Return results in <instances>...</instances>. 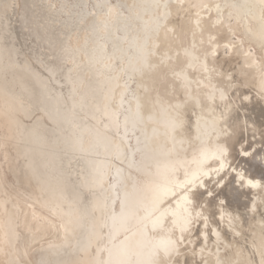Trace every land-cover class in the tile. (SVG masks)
<instances>
[{
  "label": "bare ground",
  "instance_id": "1",
  "mask_svg": "<svg viewBox=\"0 0 264 264\" xmlns=\"http://www.w3.org/2000/svg\"><path fill=\"white\" fill-rule=\"evenodd\" d=\"M129 1H132V4L130 5L131 11L127 16L124 15L123 17L121 16L114 20L113 18L115 17L114 16L111 17L112 15L110 16L111 17L110 19L112 20L109 19V20L96 21L92 19L93 25H91L90 33H89L90 40L87 41V44H85V47L83 48L82 53L84 54V59L80 63L83 67H85L86 69L85 73H77L75 69L76 73H74V71H71V76L67 77L63 74L65 68H63V66L60 65L58 66L56 62L55 64L57 66V69L61 73L59 72L60 74H58L57 81H54V83L52 84L53 85L52 89L55 92L54 93L51 92L50 94V96L54 97L56 93V96L54 97V99L48 98L47 95L43 94L42 90H39L40 98H41V107L42 109H44L43 111L47 112V119H49L53 123H57L58 125L56 129L57 131H59L60 134L59 136H57L55 142L58 143L59 145L65 144L64 150L66 154L67 163L69 165L77 164V166L79 167V173H78L79 177L77 178L78 182H74V180L72 179H70L69 182L68 180L69 178L66 176L65 173L60 172L57 169L50 168L51 162L49 163L48 161H44L38 163V161L35 159L36 156L41 157L43 153L44 155L47 154L45 153V150L40 148H35L33 145L39 144L40 138H43L44 140L45 139L44 136L47 133L43 130V128H41V123H39V121L32 124L29 127V132L26 134V140L32 146L33 151H38V149H40L38 151L40 155H36V153L35 154L33 153L34 154L33 155L31 152L32 154L31 164L34 166H38L39 164V167L42 164L47 166L46 169H44L45 166L43 167V169L41 168L40 169L42 170V173L45 175V179L48 184L46 187H44L43 184L39 183L38 184L39 189H41V191H44L46 193V195L43 196L47 197L48 199L47 202L51 200L54 203L57 201L58 203L62 204L63 201L68 202V200L66 199H69L71 202L76 204L74 207H72L69 204L68 205L69 208L66 209L68 217H67V222L65 223V228L68 225L69 230L71 229L70 230L71 232L74 231V235H75V239L72 236V239H74V241L72 239L70 241H73L71 242L72 244L78 243L85 235H88L89 238L88 237L83 238L81 243H83V245L85 243L87 245L91 244L92 252L90 254L98 253L100 255V257H94L92 255H90L91 258L87 257L86 255H83V252L85 251L86 248L84 249L82 246L80 252H77L75 255H74V251H72L73 253L71 255L61 256L59 254V251L66 245L64 243H59L54 245L50 249V255H51L50 259L46 260L45 257L43 258L42 260L43 264H180V261L177 259V257L175 258L174 256L176 254L175 252L178 246L176 245L175 238L181 239L180 237L181 235H183L182 234L184 232L183 230L186 227L181 226L182 224L180 223L179 225L180 228L177 231L178 229V226H176L177 221L183 219L185 221L183 222L189 228V230L190 231L194 230L195 226L194 228L192 226L198 221V212H199V210H196L195 208V204H196L195 202L199 198L198 197L199 194L205 192V186H204V190L199 188H203L202 184L204 182L207 184V191H210L211 193L212 192L211 189H208L210 183L215 179V177H218L221 174L220 170L222 168V165H224L225 163L228 164V162L226 161L225 158L226 156L224 157L223 153H220L218 151L220 149L218 150L214 149V151L211 150V152H209L210 151L209 150L207 151V153L209 154V157L207 156L208 158H213L219 155L220 156L219 158L222 159L220 162L221 164L218 165L219 167L216 168L212 167L210 169H206L207 165L205 166L206 168L199 167V165L200 166L203 165V163L200 161L199 163L196 164V166H198L197 170L195 171L193 170L194 166L192 168L190 167L188 168V173L186 174L185 179L183 181L181 180L170 181V179H172L174 174H170V176L168 175L169 177V181H168L167 177L163 178L162 176L169 174L168 172L170 171L172 173L173 172L172 169L176 164V161L174 162L175 164L172 163L171 157L173 156L170 157V155H173L174 153L182 152L183 151L182 149L185 148V146L191 141V139H196L197 141H204L206 138L205 134L208 132H217V133L221 132L220 134L224 135L222 133L224 131L228 132V130L230 131L234 130L239 132L244 126L248 127L247 125L252 126V128H256V127L260 128L261 125L264 124V77H261V80L259 81L258 79H256L248 83V85H246L247 87L243 85L241 86V84H239L238 86H236L235 91L234 89L224 90L222 100L220 101L221 104L219 103L220 105L218 104L216 105L213 103V101L216 99L215 98L213 101L209 100V102L207 101L208 103L205 102L207 105L206 107H204V109L201 106L202 103L200 104V100H201L200 93L202 92L201 88H199L198 90H192L190 93L188 92L187 95L185 94L186 97L183 98L181 97L182 92H180L181 95L180 94L177 95L176 94L178 93L177 90L173 88H172L173 90H170L168 92L169 96L164 95V93L161 92L162 88L160 90L156 89L157 83H159L160 80H162L163 78V73H164L162 72L163 69L165 70L168 68L169 70H171L170 66L173 67L172 65L174 62L177 61L178 63H180V60L183 61L182 56L180 54L181 52L178 53L179 52L178 50H177L178 54L175 53L173 54V52L168 50L170 49V47L168 46L167 48H165L167 54L166 55L162 54L160 56L159 50L154 51L152 48L149 47L148 44L153 38L155 39L157 38V41L161 40L160 37L165 38L166 40V36L162 33L163 31L162 28H163V24H165V22L168 21V16H169L168 5L170 0H166V1L165 0L164 1L129 0ZM200 1H201L200 6H202L203 5L202 3L206 0H200ZM98 4L99 6L101 5V3ZM188 5L186 4V7ZM235 8L236 9L234 10V8L231 7L229 9V12L232 14L235 13L238 15L241 14L245 18L250 35L252 37H257V39L259 38V40L261 38V41H263L264 40V0H240L236 3ZM183 9H185V7ZM160 10L162 14H160L161 13ZM179 10L178 12H180V18L177 19L178 21L175 22L172 17L174 23L173 21L170 22L172 23V25L168 23L170 25L169 32L171 34H175L177 30H179V28L180 30L183 28L181 27V23L184 20L182 19L183 17H181L182 10L181 9ZM75 14L76 13L70 15L71 21L72 19L74 21ZM190 18L192 20V17ZM200 19H201L200 16L197 19L195 18L193 19L195 20L194 21L195 26L200 25ZM253 19H257V22L251 24ZM228 20L229 19H227V21ZM184 21H186V19ZM178 22L180 24V27L176 26ZM3 27H0V30H2ZM199 27L202 26L200 25ZM0 32H1L0 44L1 46H3L5 45L4 44L5 32L4 30ZM161 42L164 41L161 40ZM173 43L171 44L173 45ZM165 45L166 44H164L163 47ZM3 47L5 48L6 46ZM181 51H183V49H181ZM186 52H189V50L186 51L185 49V53ZM15 54H17L16 49H14V55ZM230 55L228 56V58L230 57ZM3 57H4L3 54L0 53V60H2ZM120 59H125V65L127 64L126 68L124 66V68L126 69L124 70L125 74L134 80L136 87L131 85H126L125 87L124 86L122 87L120 84L119 85L121 88L116 87L117 83L121 80L120 79L121 76H119V74L116 73L117 70L116 63ZM237 59L241 61L239 58ZM172 60H176V61L172 63ZM53 61H55V59H53ZM53 61H51V64ZM107 63H110L111 65H108ZM104 64L106 67H102V65ZM193 65L194 64H192L190 68L186 69V71L188 70V72L185 71V73L188 74L190 72L189 69L191 70ZM236 67L237 68L234 71V74L240 75L241 73L246 72V70L243 69L242 66L238 65ZM60 69L63 71H61ZM1 70L3 71L5 80L0 78L1 79L0 90L4 92L5 95L7 96L6 98L7 101L5 103L8 109L10 110H12L16 106V102H15V99H17L16 95L17 96L23 95L25 97H29L32 94V92L34 91V87L31 85L30 82L32 78L34 81L33 83L37 85L38 89H41L42 86V88L45 91L43 83L48 85L47 83L48 81L36 77V74L33 73L31 77H29V80L27 82H23L21 73L24 72L25 68L22 70L18 69L17 72H14L15 74L12 73L11 76L8 77V73H6L7 72L6 66L3 65V63L0 61V71ZM183 70L184 69H182V72L179 73L178 76L175 77V79H177V77L179 78L180 75H183L184 73ZM177 71L179 70L177 69ZM72 72L74 73V75L72 74ZM98 74L103 75L104 78L99 80L97 77ZM171 75H174V73H171ZM189 75L190 74H188V77H186L187 80H189ZM245 75L242 77V80L244 81V83H247L245 81H248V79H247V75L246 77ZM168 76L169 75H167L165 78H168ZM87 78L88 80L91 79L90 84L86 85L88 82L85 84V88H84L85 90L83 92L81 91L82 88L80 89V91L83 94L82 95L79 94V96L81 95V97L79 103L77 104V101H75L74 98L78 95V88L82 85V83L84 84V82H86ZM206 79L207 80L205 82L206 84L205 86L209 87L211 85V82L214 81H210L211 79L208 80L209 77ZM38 80L43 82L42 84H40L41 86L38 85V83H36V81ZM165 80L167 81V79ZM168 81H170V79H168ZM171 81H173V79ZM171 81L169 83H171ZM215 81H217V79H215ZM51 82H53V79ZM179 82H180L179 79L178 82L173 81L174 86L176 85L175 88L180 89L181 83ZM178 83L180 84L179 87H177L179 85ZM9 84L11 85L12 88L14 86L13 90H9L8 88ZM213 84L214 83H212V85ZM160 85L163 86L164 82L163 84ZM190 85L192 86V82L190 83ZM214 85H217V83ZM171 86L174 87L173 85ZM128 93H130L132 96L130 100L126 99V95ZM97 94L102 96V104L98 107L100 108L101 111L105 112V114L108 117L105 127L104 128L101 127L100 129L97 128L94 124L89 123L88 121L89 115L87 114V113L89 114L94 113L95 110L93 109L96 107H94L95 105L90 107V102L95 103L97 101L95 104L98 103ZM207 94L213 96L211 95V92L210 93L207 92ZM170 95L173 96L170 97ZM114 97H116L117 99L115 107L111 106V100ZM10 98H12V100ZM113 108H115L116 111L123 112L124 117L121 121H118L117 114L116 112L113 111ZM22 109H23L22 113L26 114L25 107H23ZM81 110L84 111L81 112ZM187 111H190L188 114H190L191 118L190 116L188 117ZM19 113L20 115H23L21 112ZM75 118H80L79 130L81 131V136H79L73 128L72 122L75 120ZM113 133H117L118 137L114 138ZM131 142H133V144L134 143L136 144L135 146L138 150L137 153L139 155L134 166L136 167V169L148 173L152 177V179L150 180L148 179V181L144 182L143 184H138L136 180H132L131 177L127 175V171L125 169V171L122 172L123 173L122 179L124 183L123 185L126 186V188L127 186L129 187L127 189L124 187L125 191H123V197L119 209L113 210V199L112 197H110L111 192H109L111 190L109 189L111 186L106 187L107 185H105V177H106L105 175L110 173V169L108 171L106 169L107 161L105 157L101 156V158H99V156L97 155L111 154L112 156L119 157L122 159L126 158L127 155H129L131 152L130 149ZM79 150L84 151V153L83 154L81 152L78 153ZM222 150H224V148ZM202 152L204 153V151ZM203 153L201 154L202 158L204 156L206 157V155H204ZM252 155L253 158L257 157L258 159L262 160L264 164V154L258 155L253 152ZM168 157H170L171 160H167ZM207 157L204 159H207ZM98 159L100 160V162H97ZM196 160L197 159H195V161ZM239 166H243V168L239 169L238 168ZM239 166L237 165L233 166V169L235 170V173L242 175L244 174V170L247 169L248 167H246V165L243 163L240 164ZM160 176L163 179H166L167 182H162V184H159V181L155 179L156 177L159 178ZM248 177H249L247 180L249 182L248 184L253 183L254 185L257 186L256 189L257 191L255 192L253 191L254 195L250 198L252 207L264 208V180L252 175H249ZM174 178L176 179L175 176ZM235 178L236 180L235 182L233 181V184L235 185L237 183V186L234 187V185H232V187L240 190L241 187H238V182H237V180H239V176L235 174ZM56 181L64 183L65 185L56 183ZM161 181L164 180L161 179ZM262 184L263 187L259 191L260 189L259 186ZM184 187H189V188L186 191H184ZM81 188L87 194V196H85L83 199H80L79 197L76 196L77 194H74L77 192L78 189ZM247 190L245 191L241 190L240 193L243 192L246 193ZM41 191L37 190V192L39 193ZM182 191H184L182 193V196L176 197L175 201L172 202L173 205H169L165 209L163 205L164 202L169 198L180 194ZM91 192H95L94 193L95 195L90 194ZM188 193H192L193 195L192 199L189 198ZM45 197H40V198H43L44 200ZM211 197L212 194H210L209 198H206L208 200L207 202H209V199ZM224 199H228V197ZM95 208L99 209L100 211L99 212L100 215L97 218V223L99 224H96V222L94 221V213L92 212L93 210H96ZM157 208L158 210L159 209L160 210L158 211V213H155L156 212L155 210ZM233 208L235 210V207L229 205L226 207V210L224 211L227 213V214L225 213L224 215L230 217L228 221V226L231 224L232 219L236 218V217L234 218L232 217ZM241 208L240 211H242ZM107 209L109 211H107L106 213ZM242 213H244L245 215V212ZM262 213H260V215H258L257 217L260 216V218H262L263 216ZM0 214H1L0 216H2V211ZM248 214L251 216L250 212L247 213V216H249ZM235 215H239V214L236 213ZM25 216L27 217V214H25ZM261 222L264 223L263 221H260V223ZM24 223H26V221ZM125 229L129 230V234L126 233L127 236L125 235L126 236L125 238H120L117 242L113 241V239H117L118 237L116 235L117 232H121V231L123 232ZM224 231H226V229H224ZM228 231L229 229L227 230V233H229ZM212 232L215 233V236L212 235L213 238H215V240L214 239L212 240L217 241L221 237V227L216 226ZM232 232L230 231V234ZM199 236H200L199 237L200 239L198 240L200 241L199 246H201L200 248H204L205 250L210 244V242L213 241H211V238L208 237L206 230L204 228ZM69 238L71 237L69 236ZM107 238L113 242H111L110 245L106 246L105 239ZM184 238L187 239L186 241L192 240L193 242L192 236L191 238H188L187 236ZM7 240L9 241V239ZM246 240H250L249 237ZM242 243H245V241ZM113 247H117V248L120 247V251L118 255L117 253L115 254L116 251L114 252L115 249H112ZM244 247L245 248L243 253L241 251L242 254L238 256L237 260L234 259L235 262L232 263L229 262L230 264H264L263 250L261 251L260 248L255 244L253 245V243L252 244L248 243V245L246 244ZM232 249L233 248L231 247L230 244L226 243L223 246V251L225 250L226 252H228V251H232ZM210 252L213 258L210 257L211 255L208 256L201 255L200 264H212V263L223 264L222 263L223 258L221 256H223L224 253L222 255L220 251L212 250V249H210ZM227 254H225V257L227 256ZM230 255H232V253ZM113 257H114V261L112 260ZM227 257L225 260H229L227 259ZM192 259L194 262L193 255L191 257V260L190 259L183 260L184 261L183 264L190 263Z\"/></svg>",
  "mask_w": 264,
  "mask_h": 264
},
{
  "label": "rangeland",
  "instance_id": "2",
  "mask_svg": "<svg viewBox=\"0 0 264 264\" xmlns=\"http://www.w3.org/2000/svg\"><path fill=\"white\" fill-rule=\"evenodd\" d=\"M238 1L240 0H213V1L206 0L204 2L202 1L203 2L202 6H200L201 5L200 0H170L169 1L168 21H166L165 24H163V28L166 29L162 28V30L165 32L161 30L162 33L166 36V40L168 42L165 40V38L160 37V39L164 42H161L160 39H159L160 41H157V38L156 39L153 38L148 44L149 47L152 48L154 51L159 50L160 56L162 54L163 55L167 54L165 48L169 46L170 49L168 50L173 52V54L174 53L178 54L181 52L180 54L182 56L183 61L180 60V63H178L176 60H172V63L174 61L176 62L173 63L172 65L173 67L170 66L171 70H169L168 68L165 70L163 69L162 71L164 72L163 78L162 80H160L159 83H157L156 89L160 90L162 88L161 92L167 96H169L168 92L170 90L175 89L178 92L176 93L177 95H179L180 92H182L181 93L182 95L181 94L180 95L183 98L186 97L188 92L190 93L192 90H198L199 88H201L202 92L200 93V99L202 100V102L200 100V104L202 103L201 106L204 109V107H206L207 105L206 103H208L209 100L213 101L215 98L216 99L213 101V103L216 105L217 104L220 105L221 104L220 101L222 100L224 90L234 89L235 91L236 86H238L239 84H241V86L243 85L247 87L246 85H248V83L256 79H258L259 81L261 80V77H264V40L261 41V38L259 40V38L257 39V37H252L250 35L245 18L241 14L238 15L236 13L232 14L229 12V9L231 7L234 8V10L236 9L235 5ZM98 3H101L102 6L101 5L99 6ZM131 4L132 1L129 0L127 1L126 0L123 1L122 0H0V27L4 26L0 31L4 30L5 32V43H4L5 45L3 46H6L4 48L0 44V53H2L4 56L0 61L3 63V65L6 66L7 69L6 73H8V77H10L12 73L17 72L18 69L22 70L25 68L24 72L21 73L23 82H27L29 80V77H31L32 73L36 74V77L48 81L47 82L48 85H46L40 80L36 81L38 85L42 83L44 84V88H45L44 91L41 85H40L41 89H38L37 85L33 83L34 81L32 78L30 82L31 85L34 87V91L29 97H25L23 95H18V96L16 95L17 98L15 99L16 106L12 110L8 109V107L6 106L5 102L7 101L6 99L7 96L5 95L4 92L0 90V207L2 206L0 208L1 209L0 213L2 211V216H0L1 218L0 219V228H1L0 229L1 231L0 232V247H1L0 264H25V262L26 264H43L42 262L43 258L45 257L46 260L50 259L51 258L50 249L54 245L59 243H64L66 245L59 251V254L61 256L71 255L73 253L72 251H74V255H75L77 252H80L83 246L84 249L86 248L85 251L83 252V255H86L87 257L90 258H91L90 255L94 257H100L98 253L90 254L92 252L91 244L87 245L85 243L83 245V243H81L83 238L85 237L89 238L88 235H85L78 243H73V244L71 243L74 241L75 235H74V231L71 232L70 231L71 229L69 230L68 225L65 228V223L67 222V217H68L66 209L69 208L68 207L69 204L72 207H74L76 204L71 202L69 199H66L68 200V202L63 201L62 204L64 205L58 203L57 201H56L57 203L56 202L54 203L51 200H50L51 202L50 201L47 202L48 201L47 197L43 196L46 195V193L44 191H41V189H39V185H38L39 183L43 184L44 187H46L48 184L45 179V175L42 173L41 170L45 165L42 164L43 166L40 165L39 167L38 164L39 162H44V161H48L49 163L51 162L50 168H54L59 170L60 172L65 173L66 176L69 178L68 179L69 182L70 179L74 180V182H78L77 178L79 177L78 176L79 167L77 166V164L69 165L67 163L66 154L64 150L65 144L59 145L58 143L55 142L57 136H59L60 134L59 131H57L56 129L58 125L57 123H53L49 119H47V112L43 111L44 109H42L41 107V98H40L39 90H42L43 94L47 95L48 98L54 99V97L56 96V93L54 97L50 96L51 92L53 93L55 92L52 89L53 86L52 84L54 83V81H57L58 74L61 73L57 69V66L55 64L56 62L58 66L60 65L63 66V68H65L63 74L67 77L71 76V71H74V73L76 72L85 73L86 69L80 63L84 59V54L82 53L83 48L85 47V44H87V41L90 40L89 33H90L91 25H93L92 19L96 21L109 20L111 17L114 16L115 17L113 18L114 20L118 17L121 16L123 17L124 15L127 16L131 11L130 9ZM186 4L189 5L186 7ZM210 4L213 6H211ZM184 7L185 9H183ZM179 9L182 10L181 11L182 13L181 17H183L182 19L184 20L186 19V21L183 20L181 23V27H183L184 29L182 28L180 30L179 28V30H177L178 33L180 31L179 34L177 32H176L177 34L176 33L171 34L169 32L170 31L169 24L172 25V23L170 22H172L173 19L175 22H177L178 21L177 19L180 18V12H178ZM74 13H76L74 21L73 19L71 21L70 15ZM84 14L86 15V17ZM160 14H162V12ZM199 16L201 18L200 25L202 27H199L200 25L195 26L194 24L195 20L193 19L194 18L197 19L199 18ZM190 17H192V20ZM227 19L229 20L227 21ZM255 22H257V19H253L251 24H254ZM177 24L176 26L180 27L179 22ZM193 32L196 33L194 34ZM162 43L163 45L166 44L167 46L165 45L163 47ZM171 43H173V45ZM14 49H16L17 51V54L15 55H14ZM181 49H183V51H181ZM185 49L186 51L189 50V52L185 53ZM229 55L230 57L228 58ZM235 56L239 58L241 61H239ZM53 59H55V61H53ZM51 61H53L52 64ZM175 63L177 64V66ZM191 63L194 65L191 70L189 69L190 71L188 73L190 74L189 75L190 82H189V80H187L186 78L188 77V74L185 73V71L186 69L191 67L192 65ZM237 63L239 66H242L243 69L246 70V72L240 74L241 76L239 74L237 75L234 74V71L237 68L236 66H238ZM107 64L111 65L110 63ZM116 64H117L116 73L119 74V76H121L120 77L121 80L117 83L116 87L121 88L120 85L122 87L123 86L125 87L126 85H131L136 87L134 80L125 74L124 70H126L125 68L127 66V64L125 65V59L118 60ZM174 65L176 68L174 67ZM102 67H106L105 64L102 65ZM181 68L184 69L183 71L186 74V76L183 73L184 76L180 75L179 78L177 77V79H175V77L182 72ZM177 69L179 71H177ZM170 72L174 73V75H171ZM186 72H188V70ZM74 73L72 72L73 75ZM245 74L247 75V79H248V81H245L247 83H244V81L242 80V77ZM167 75H169L168 78H165ZM102 76L103 75L98 74L97 77L99 80H101L104 78V76L103 77ZM208 77H209L208 80L211 79L210 81H214L211 82V85L209 87L205 86L206 85L205 82L207 80L206 78ZM0 78L5 80V76L2 70L0 71ZM164 78L167 79V81ZM52 79L53 82H51ZM168 79H170V81L173 79V81H177V82L179 79L180 81L179 83H181V86L178 83L179 85L177 87L180 86V89L175 88L176 85L174 86L173 81L169 83L170 81H168ZM215 79H217L218 82L215 81ZM90 80H88L87 78L84 84L82 83L80 87L78 86L79 87L78 95L74 98L75 101H77V104L79 103L80 97L83 94L82 92L85 90L84 89L85 84L87 82L88 83L86 85L90 84ZM163 82L164 85L163 86L160 85L163 84ZM191 82H192V86L190 85ZM215 82L217 83V85H214L216 84ZM212 83H214L213 85L215 87L212 85ZM219 83L222 84L220 85ZM165 84L167 85V87ZM170 84L173 85L174 87H172ZM8 88L9 90H13L14 86L12 88L11 85L9 84ZM80 89L82 92L80 91ZM207 92L209 93L211 92V95L213 96L208 95ZM79 94L81 95L79 96ZM97 96H98L97 104H95L97 101L95 103L90 102V107L94 105H95L94 107H96L93 109L95 110L94 113L91 114L87 113V114L89 115L88 118L89 123L94 124L97 128L100 129L101 127L103 128L105 127L108 117L105 114V112L101 111L100 108L98 107L102 104V96L98 94ZM171 96L173 95H170V97ZM131 97L132 96L130 93L126 95L127 100H130ZM10 99L12 100V98ZM116 100H117L116 97H114L111 100V106L115 107ZM23 107H25L26 114L22 113ZM82 111L84 110H81V112ZM113 111L116 112L118 121H121L124 117L123 112L116 111L115 108H113ZM19 112H21L23 115H20ZM189 112L190 111H187L188 117L190 116V114H188ZM38 121L39 123H41V128H43V130L47 133L46 134L47 136L46 135L44 136L45 138L44 140L43 138H40L39 144H35L33 146L35 148H40L45 150V153L47 155H44L43 153L41 157L36 156L35 159L38 161L37 163L38 166H34L31 164V155L33 153L34 154L36 153V155H40V153L38 152L40 149H38V151L32 150V146L26 140V134L29 132V127ZM79 121L80 118H75V120L72 122V125L76 133L79 136H81V131L79 130L80 128ZM247 126L248 127L244 126L245 128L243 127L242 128L243 130L241 129L239 132L234 130L233 131L228 130V132L224 131L222 132L224 135H221L220 134L221 132L220 133L208 132L205 134L206 138L204 141H197L196 139H191V141L185 146V148L182 149L183 150L182 152L174 153L175 157L174 154L170 155V157L173 156L171 157L172 160L170 157L167 158V160H171L173 164H175L174 162L176 161V164L172 169L173 172L171 173L170 171L168 172L169 174L162 176L163 178L167 177L168 181H169L168 175L170 176V174H174L173 177L171 175L172 179H170V181L171 180L183 181L185 179L186 174L188 173V168L189 167L192 168L194 166L193 170L194 171L197 170L198 166H196V164L199 163L200 161L203 163V165L202 166L199 165V167H203V168L207 167L206 169H210L212 167L213 168L219 167L218 165L221 164L220 162L222 159L219 158L220 157L219 155L213 158H208L209 154L207 153V151L209 150H210L209 152H211V150L214 151V149L215 150L220 149L218 151L220 153H223L224 157L226 156L225 158L226 161L228 162V164L225 163L224 165H222V168L220 170L221 174L218 177H215V179L210 183L208 189H211L212 191L211 193L210 191H207V184L204 182L202 184L203 188H199L204 190V186H205V192L199 194L198 196L199 198L195 202L196 203L195 208L196 210H199V212L197 211L198 221L192 226L193 228L195 226L194 230L190 231L189 228L185 225L184 223L185 221L183 219L177 221L176 224V226H178L177 231L180 228L179 226L180 223L182 224L181 226L186 227L183 230L184 231L182 233L183 235H181L180 237L181 239L175 238L176 245L178 246L176 248L177 250L174 256L175 258L177 257V259L180 261V264H183L184 262L183 260L185 259L191 260L192 255L194 258V262L192 259V261L188 264H196L197 262H198L197 264H200L201 255L203 256L211 255L210 257H212L210 249L218 250L222 255L224 253V255L221 256L223 258L222 263L230 264L232 262H235V260H237L238 256L243 253L245 248L244 246L246 244L248 245V243L251 244L253 243V245L255 244L260 248L261 251L263 250L264 252V246H263L264 223L262 222L260 223V221L264 222V217H263L264 213H262L264 212L263 211L264 208L258 207L259 208L258 209L252 207L250 198L254 195V192L257 191L256 190L257 186L254 185L253 183L248 184L249 182L247 181L249 175L256 176L264 180V164L262 160L258 159L257 157L253 158L252 155L253 152L258 155L264 154V150H263L264 124L261 125L260 128L259 127L252 128V126L250 125ZM252 129H254L255 131ZM113 135L114 138L118 137L117 133H113ZM135 145H136L135 143L133 144V142H131V146H130L131 152L129 155H127L126 158L123 159L112 156L111 154L97 155L99 156V158H101V156L105 157L107 161L106 169L107 171L110 169V173L107 172L108 174L105 175L106 176L105 185H107L106 187L111 186L109 188L111 189L109 191L111 192V194L110 193L109 194L111 195L110 197H112L113 199V210L119 209L123 197V191H125L124 187L126 188V186L123 185L124 183L122 179L123 177L122 172L125 171V169L127 171V175L130 176L132 180H136L138 184H143L144 182H147L148 179L149 180L152 179V177L148 173L136 169V167L134 166L139 156L137 153L138 150ZM223 148L224 150H222ZM202 151H204V153ZM79 152H81L82 154L84 153V151H80V150L78 151V153ZM202 153L206 155V157L208 156L207 159H204L206 158L204 155H203L204 157L202 158L201 156ZM240 157H242L243 159ZM195 159L197 160L195 161ZM97 162H100V160L98 159ZM242 163L245 164L246 167H248L247 169L244 170V174L240 175L238 173H235L233 166L236 165L239 166ZM46 168L47 166H45L44 169ZM238 168L242 169L243 166H239ZM235 174L239 176V180H237V182H238V187H241L240 190L232 187V185H234L233 181L235 182L236 180ZM174 176L176 177V179L174 178ZM162 177L161 176L159 178L156 177L155 180L159 181V184H162V182H167V180L163 179ZM161 179L164 181H161ZM56 183L65 185L64 183L57 181ZM236 186L237 183L234 185V187ZM260 186H259L260 188L259 191L262 189L263 184ZM128 187L129 186H127V188ZM188 188L189 187H184V191H186ZM37 190H40L41 192L39 193L37 192ZM241 190L243 191L247 190V191L246 193L245 192L240 193ZM184 191L166 200L163 204L164 208L166 209L167 206L173 205L172 202L175 201L176 197L179 196L181 197ZM94 193L95 192H91L90 194H94ZM74 194H77L76 196L79 197L80 199H83L85 196H87L86 192L82 188L78 189L77 192ZM210 194H212V197L210 198L211 200L209 199V202H207L208 200L206 198H209ZM188 196L190 199H192L193 197L192 193H188ZM40 197H45L44 198L45 201L43 200V198ZM226 197H228V199H224ZM228 204L232 207H235V210L234 208L232 209V217L233 218L236 217L232 219L231 224L229 226H228V221L230 217L224 215L226 213L224 212L226 210V207L229 206ZM158 208L155 210L156 211L155 213H158V211L160 210V209L158 210ZM240 208L242 211H240ZM107 211L109 210L107 209L106 213ZM99 212H100L99 209L93 210L92 212L94 213V221L96 222V224H99L97 223V218L100 215ZM242 212H245L246 216ZM248 212H250L252 218L249 214H248L249 216H247ZM236 213L239 215H235ZM260 213H262L263 215L262 218H260V216L257 217L258 215H260ZM25 214H27V217L25 216ZM24 220L26 221V223H24L25 222ZM247 220L250 221L248 222ZM216 226L221 227V237L217 241H214L215 238H213V236H215V233H213L212 231ZM203 228L206 230L208 237L211 238V241H213L210 242V244L205 250L204 248H200L201 247L199 246L200 241H198L200 239L199 235L202 233ZM224 229H226V231H224ZM228 229H229L228 231L229 233H227ZM230 231L231 232L233 231L235 233L232 232L231 235ZM126 233L129 234V230L125 229L123 232L122 231L117 232L116 235L118 237L117 239H113V241L117 242L120 238H125L127 236ZM69 236L71 238H69ZM72 236L74 239H72ZM186 236L188 238H191L192 236L193 242L192 240L186 241L187 239L184 238ZM245 236H248L250 240H246L248 239V237ZM7 239H9V241ZM71 239L73 241H70ZM105 240H106V246L110 245L111 242H113L110 241L108 238ZM244 241L245 243H242ZM226 243L231 245V247L233 248L232 251H228V252H226L225 250L223 251V246ZM112 249H115L114 252L116 251L115 254L117 253L118 255L120 251V247L119 248L113 247ZM231 253L232 255H230ZM225 254H227L228 257L227 256L226 257L229 260H225L226 259ZM112 260L114 261V257L112 258Z\"/></svg>",
  "mask_w": 264,
  "mask_h": 264
}]
</instances>
